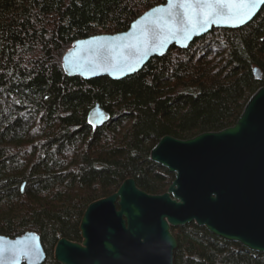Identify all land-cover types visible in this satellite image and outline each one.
Returning a JSON list of instances; mask_svg holds the SVG:
<instances>
[{
  "label": "trees",
  "instance_id": "obj_1",
  "mask_svg": "<svg viewBox=\"0 0 264 264\" xmlns=\"http://www.w3.org/2000/svg\"><path fill=\"white\" fill-rule=\"evenodd\" d=\"M165 1L0 0V233L38 232L42 264H63L59 238L81 240L87 205L127 177L151 193L168 189L175 174L150 157L162 136L231 126L264 85V5L247 24L173 44L123 78L65 72L77 38L125 30ZM97 101L112 116L94 128ZM172 231L175 264H264V252L195 222Z\"/></svg>",
  "mask_w": 264,
  "mask_h": 264
},
{
  "label": "water",
  "instance_id": "obj_2",
  "mask_svg": "<svg viewBox=\"0 0 264 264\" xmlns=\"http://www.w3.org/2000/svg\"><path fill=\"white\" fill-rule=\"evenodd\" d=\"M263 5L264 0H166L125 30L77 38L62 65L68 75L120 79L173 44L187 48L213 27L247 24ZM254 72L261 75L257 66ZM111 116L97 101L88 122L97 128ZM150 157L175 174L168 189L151 193L127 177L116 191L91 201L80 221L82 239L57 241L54 256L59 262L175 264L178 240L172 227L191 222L264 252V85L233 125L190 138L166 134ZM46 256L35 230L0 233V264H42Z\"/></svg>",
  "mask_w": 264,
  "mask_h": 264
}]
</instances>
